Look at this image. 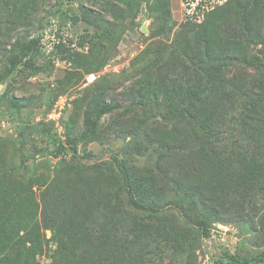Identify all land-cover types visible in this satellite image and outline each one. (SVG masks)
Segmentation results:
<instances>
[{
  "label": "rangeland",
  "instance_id": "rangeland-1",
  "mask_svg": "<svg viewBox=\"0 0 264 264\" xmlns=\"http://www.w3.org/2000/svg\"><path fill=\"white\" fill-rule=\"evenodd\" d=\"M110 1L122 8L121 13L103 12V5ZM233 1L0 0V73L16 51L17 41L43 37L35 56L42 70L8 77L0 84V95L8 88L12 96L0 101V217L16 207L43 228L47 212L52 228L58 224L69 233L65 239L72 237L70 233L78 234L74 242L88 246L89 259H96L99 250L111 258L141 249L145 261L138 264H216L224 247L247 256L264 249V172L230 159L218 163L209 145L202 149L206 137L187 125L186 115L176 124L169 123L162 99L151 103L150 111L137 100L147 92L148 82L142 84L155 56H149V46L161 53L151 76L167 89H178L184 84V54L195 43L188 40L182 24L208 16L220 25L237 16ZM59 3L68 10L63 18L56 12ZM81 3L94 14H83ZM95 14L108 20L101 21ZM57 32L62 34L60 39ZM60 42L62 48L56 47ZM249 72L256 71L249 68ZM133 93L138 94L137 101ZM103 95L122 107L102 117L95 139L80 144V149L93 151L95 159L54 157V140L80 134L85 110ZM180 106L179 116L184 114ZM145 108L150 123L145 121ZM150 129L155 132L150 134ZM114 152L130 159L135 181L149 170L159 175L164 190H157V196L149 184L139 186L144 202L160 205L175 196L169 182L172 177L200 186L211 199V207L198 210L208 217L211 235L204 237L194 227H186L170 208L148 215L128 207L120 194ZM136 220L149 223V240L127 249L125 229L129 237L135 235L131 224L135 227ZM155 227H160L158 240ZM43 232L46 238L53 237V229ZM167 233H172V239L165 238ZM40 261L47 264L49 260L42 256Z\"/></svg>",
  "mask_w": 264,
  "mask_h": 264
},
{
  "label": "trees",
  "instance_id": "trees-1",
  "mask_svg": "<svg viewBox=\"0 0 264 264\" xmlns=\"http://www.w3.org/2000/svg\"><path fill=\"white\" fill-rule=\"evenodd\" d=\"M262 2L234 0L233 3L236 5L234 11L237 16L223 20L220 25L210 20L208 16L201 22L188 21L182 24L183 29H187L188 40L192 38L195 43L184 54L181 73L184 84L179 85L178 89H167L163 83L151 76L153 72L150 69L156 65L155 61H160L158 56L161 53L154 51V46H149V49H152L149 56L152 54L155 56L149 62V74L142 84L144 87L148 82L146 85L148 96L145 94L137 100L147 106L146 108L149 107L150 111V107H153L151 103L162 99L167 109L164 119L169 123L176 124L183 115H186L189 118L187 125H194L199 135L206 137L202 138L204 143L202 149L206 150L205 146L209 145L208 150L218 163L230 159L232 162L241 163L243 167L254 166L255 171L264 172V4L263 7L259 6ZM80 9L83 14H94L83 3ZM121 11L122 8L113 1L105 2L103 5V12L106 15H117ZM259 11L263 12L260 16ZM56 12L61 18L68 14L62 3H59ZM95 17L97 19L101 17L99 19L101 21L107 19L103 15L95 14ZM222 25L227 26L222 28ZM57 37L60 39L62 34L57 32ZM42 39V35L39 34L29 40L17 41L16 51L9 55L6 68L0 73V84L8 77L33 75L42 70V66L37 64L35 58L42 48ZM55 46L62 48V43ZM168 63L166 60L165 64ZM229 66L233 68L229 69ZM249 68L255 70V74H251ZM5 95L12 98L7 88L0 95V101ZM133 95L137 101L138 94ZM179 105L181 112L184 113L181 116L176 113ZM121 107L122 104L114 99H107L104 95L98 96L94 99V104L85 110L83 131L78 135H67L64 140L60 138L54 140L56 147L51 154L54 157H62V160H66L68 155L78 159H95L94 152L87 147L80 149V144L95 139L100 130L102 117L118 112ZM146 108L143 115L145 121L148 120L150 123L151 115H148ZM191 110L193 111L190 112ZM228 110L231 116L227 119ZM154 132V129H150V134ZM112 158L121 178L120 194L124 195L128 207L148 215L159 214L170 208L186 227H194L204 237L211 235L208 217L198 211L200 208L211 207V199L200 191V186L195 188L182 177H172L169 182L175 196L160 205L154 202L147 203L139 197V186L144 182L149 184V188H152L157 196V190H164L159 175L149 170L135 181L129 167L130 159L118 152H114ZM22 200L24 198L17 204L22 205ZM15 209L16 207L7 210L0 217V264H42L40 261L42 256L48 258L47 264H138L145 261L144 251L141 249L138 252L129 250L128 253H123L122 257L120 254H114L111 258H105L103 250H99L96 259H89L88 255L91 254L88 246L74 242V236L78 234L70 233L72 237L65 239L69 233L58 224L52 228L49 224L52 220L46 211L45 225L42 228L28 216V213H20ZM135 223L136 228L131 224L135 235L129 237L125 229L127 249L130 245L134 247L143 244L145 239L149 240V223L142 220H136ZM117 226H120L119 222L116 223ZM48 228L54 231L50 239L46 238L43 232V229ZM159 231L160 227H155L157 240L160 239ZM171 236L172 233H167L165 238L170 240ZM216 264H264V249L253 256H247L224 247Z\"/></svg>",
  "mask_w": 264,
  "mask_h": 264
}]
</instances>
